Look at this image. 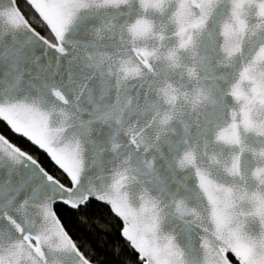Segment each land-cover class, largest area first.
<instances>
[{"label": "snow or ice", "instance_id": "obj_1", "mask_svg": "<svg viewBox=\"0 0 264 264\" xmlns=\"http://www.w3.org/2000/svg\"><path fill=\"white\" fill-rule=\"evenodd\" d=\"M5 129L0 264H264V0H0Z\"/></svg>", "mask_w": 264, "mask_h": 264}, {"label": "trees", "instance_id": "obj_2", "mask_svg": "<svg viewBox=\"0 0 264 264\" xmlns=\"http://www.w3.org/2000/svg\"><path fill=\"white\" fill-rule=\"evenodd\" d=\"M0 134H5L15 146H22L20 138L9 130L5 129ZM105 219L107 218L101 219L99 226L92 230L91 234L89 230L73 229L75 238L82 246V251L93 264H127L129 261L137 264L135 253L119 237L116 222L111 221V228L107 232L104 231Z\"/></svg>", "mask_w": 264, "mask_h": 264}, {"label": "water", "instance_id": "obj_3", "mask_svg": "<svg viewBox=\"0 0 264 264\" xmlns=\"http://www.w3.org/2000/svg\"><path fill=\"white\" fill-rule=\"evenodd\" d=\"M228 104H229V108H231L233 106V102L230 99L228 100ZM228 120H229V116H228L227 110H226L225 114L221 117L220 124L223 126ZM249 142L252 143L251 140ZM256 146H258V143L256 144ZM220 151H221L220 159L223 161L226 158V153L223 150H220ZM244 159L251 161L252 158L249 154H245ZM190 182L194 183V180L190 181ZM91 264H93V263L91 262Z\"/></svg>", "mask_w": 264, "mask_h": 264}]
</instances>
